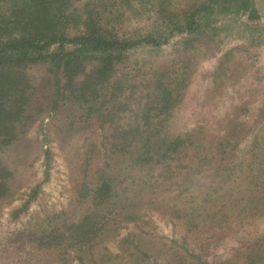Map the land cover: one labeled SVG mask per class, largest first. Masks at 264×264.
Returning a JSON list of instances; mask_svg holds the SVG:
<instances>
[{"label": "rangeland", "instance_id": "374dc122", "mask_svg": "<svg viewBox=\"0 0 264 264\" xmlns=\"http://www.w3.org/2000/svg\"><path fill=\"white\" fill-rule=\"evenodd\" d=\"M171 1L177 4L166 5L173 12L193 2ZM196 1L200 5L204 0ZM84 4L100 9L103 21L120 29V37L164 30L166 40L127 52L116 79L123 85L127 108L116 112L113 122L103 121V98L86 104L90 111L82 117L78 104L60 101L45 67L31 70L36 79L29 108L33 119L18 141L0 150V160L12 172L8 189L0 195V264H178L174 250L164 245L172 239L178 245L186 240L210 264L227 257L231 264H247L253 253L264 264V211L255 217L243 211L205 251L193 235L186 239L191 223L174 211L200 197L220 165L237 160L246 167L242 178L228 185L234 201L245 203L264 193V0H251L255 13L227 9L220 0L197 17L192 34L169 38L171 28L152 17L151 0H72L70 11L78 12ZM115 103L106 107L113 110ZM116 123L126 128L132 123L160 124L161 136L190 139L189 152L197 155L190 162L189 152L180 153L177 165L184 169L177 170L176 180L180 171L195 169L201 142H227L225 153L219 154L226 161L206 164L199 174L202 183L198 178L185 183L184 197L165 187L156 191L152 182L160 168L133 167L139 154H134V145L116 151ZM113 171L118 174L115 194L106 202L95 200L104 174ZM258 175L256 194L249 193ZM108 207L117 213L116 221L107 223L90 243L73 238V224L93 211L104 216ZM240 209L238 205L234 212ZM209 225V219L200 223L205 231Z\"/></svg>", "mask_w": 264, "mask_h": 264}, {"label": "trees", "instance_id": "16d2710c", "mask_svg": "<svg viewBox=\"0 0 264 264\" xmlns=\"http://www.w3.org/2000/svg\"><path fill=\"white\" fill-rule=\"evenodd\" d=\"M167 1L172 3L171 0H151V14L152 17L164 22L166 27L171 28L170 33H167L169 38L173 33L192 34L197 17L204 12L212 11L220 0H204L200 5L196 0H186L189 3L193 2L175 12L167 8L171 6L170 3L166 5ZM224 1L227 9L237 8L240 11L250 10L255 13L251 0ZM70 2L72 0H0V150L9 148L18 141L26 133L29 121L33 119L29 108L36 83L31 70L35 67H45L47 79L53 81L55 93L60 101L69 100L78 104L83 109L82 117L85 112L87 114L90 111L86 104L94 105L97 99L103 98V109L107 111L103 121L113 122L116 112L127 108L121 97L123 85L116 80L118 67L127 59V52L143 43L156 45V42L166 40L163 36L164 30L149 31L138 38L120 37V29L110 24L109 20L103 21L100 9L84 4V9L78 12L70 11ZM117 94L120 95L119 100ZM108 103H115V110L106 107ZM57 107L56 100L53 108ZM100 108L101 106L97 110ZM116 125L118 129V132H115L118 134L116 151L123 153L129 146L134 145V154H139L132 160L133 167L151 170L160 168L158 178L152 182L156 191L165 187L169 192L177 190L178 196L184 197V184L190 183L193 178H198L202 183L203 179L199 178V174H203L206 164L226 161V158L219 154L225 153L227 142H218L216 145H205L201 142L197 149L195 169H191L193 171L190 172L180 171V178L176 180L177 170L184 169L177 165V162L181 161L180 153L189 152L190 139L183 140V136L180 135L161 136L160 124L132 123L128 128L127 125L118 123ZM258 150L256 148V151ZM196 155V151H190L186 155L187 160L191 162ZM242 164L243 161L237 160L221 167L219 163V173L203 187L200 197L196 196L194 201H190L192 204L183 202L182 207L174 209L179 218L183 214L184 218L189 219L191 225L185 237L188 240L189 236L193 235L195 242L200 244V251L207 250L210 240L222 229L228 230L229 225L239 219L243 211L252 214L253 217L264 211L262 192L256 198L246 199L245 203H240L242 199L235 200L236 202L233 199V188L228 185L242 178L246 167L242 168ZM259 176H255L251 181L253 187L248 186L249 193L256 194L258 182L254 180L259 181ZM11 177L12 172L7 164L0 160V195L8 189ZM117 178L118 174L115 171L104 174L101 185L93 193L94 199H100V202L110 199L115 194ZM238 205L241 209L234 212ZM116 214L110 207L104 216H99L98 211H93L79 223L73 224L71 235L75 240L90 243L97 233L100 234L105 229L107 223L116 221ZM208 219L210 225L205 231L200 227V223ZM211 231L212 233H208ZM175 241L172 239L164 245L166 250H174L172 258L177 257L178 264H210L209 260L194 247H189L186 240L179 245ZM256 248L258 244L255 245ZM179 250L182 253H178ZM176 254L180 255V259ZM257 255L253 253L251 256L254 258L251 259L250 256L247 264L262 262V257ZM231 259V257L221 259L219 264H231Z\"/></svg>", "mask_w": 264, "mask_h": 264}]
</instances>
